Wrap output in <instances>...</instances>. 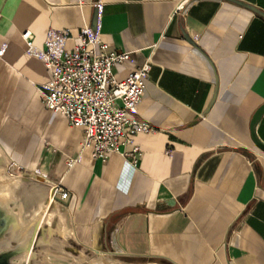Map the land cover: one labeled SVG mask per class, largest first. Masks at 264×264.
I'll use <instances>...</instances> for the list:
<instances>
[{
    "label": "crops",
    "instance_id": "1",
    "mask_svg": "<svg viewBox=\"0 0 264 264\" xmlns=\"http://www.w3.org/2000/svg\"><path fill=\"white\" fill-rule=\"evenodd\" d=\"M85 27L133 53L118 80L152 63L137 118L155 131L134 138L137 167L116 153L93 161L83 130L43 106L49 72L22 33L43 47L51 30ZM0 51V152L49 187L62 181L70 199L52 231L65 245L122 264H264V151L252 139L264 145V114L251 130L264 0H0Z\"/></svg>",
    "mask_w": 264,
    "mask_h": 264
},
{
    "label": "built area",
    "instance_id": "2",
    "mask_svg": "<svg viewBox=\"0 0 264 264\" xmlns=\"http://www.w3.org/2000/svg\"><path fill=\"white\" fill-rule=\"evenodd\" d=\"M92 2L93 0H89ZM98 10L101 4H95ZM26 53L36 57L49 72L42 89L44 108L67 119L73 128L83 130L81 148L91 152L93 161L106 163L114 153L137 167L142 152L134 138L155 129L137 118L138 107L146 96V82L152 63L146 60L123 79L114 69L133 60V53L117 51L105 43L99 31L88 27L74 36L70 31L48 32L43 47L34 43V34L22 33ZM76 40V44H71ZM3 51H0L2 57ZM130 147L129 150H123ZM76 159L68 161L72 167ZM42 179H48L42 175ZM52 202H67L70 193L62 181L50 184Z\"/></svg>",
    "mask_w": 264,
    "mask_h": 264
},
{
    "label": "rangeland",
    "instance_id": "3",
    "mask_svg": "<svg viewBox=\"0 0 264 264\" xmlns=\"http://www.w3.org/2000/svg\"><path fill=\"white\" fill-rule=\"evenodd\" d=\"M9 180L17 182L11 193L5 188V182ZM0 201L7 203V208L16 218L20 217L22 222L36 227L28 264H91L98 258L94 252L65 245L59 236L53 235L57 232L52 230L58 225L60 202L50 200L49 186L40 175L12 162L3 152H0ZM9 234L0 233V238L9 237ZM101 258L109 264H122L123 261L120 257L107 255ZM116 260L119 262L113 263Z\"/></svg>",
    "mask_w": 264,
    "mask_h": 264
},
{
    "label": "bare ground",
    "instance_id": "4",
    "mask_svg": "<svg viewBox=\"0 0 264 264\" xmlns=\"http://www.w3.org/2000/svg\"><path fill=\"white\" fill-rule=\"evenodd\" d=\"M5 188L8 192H13L17 182L9 180L5 182ZM35 226L22 222L20 217L16 218L7 208V203L0 201V233L10 235L9 237L0 238V255L14 251V256L10 259L12 264H28L31 254L30 248L35 235ZM101 254L93 260L91 264H109L103 260Z\"/></svg>",
    "mask_w": 264,
    "mask_h": 264
},
{
    "label": "water",
    "instance_id": "5",
    "mask_svg": "<svg viewBox=\"0 0 264 264\" xmlns=\"http://www.w3.org/2000/svg\"><path fill=\"white\" fill-rule=\"evenodd\" d=\"M251 8V7H249ZM264 114V104L258 108V110L255 112V114L253 115L252 117V120H251V130H252V133L254 132V128L256 126V124L260 121V119L262 118ZM252 139L254 141V143L256 144V146L258 148H260L261 150L264 151V145L261 144L257 139L256 137L254 136V134H252ZM14 256V251H10L8 253H2L0 255V264H12L10 259Z\"/></svg>",
    "mask_w": 264,
    "mask_h": 264
},
{
    "label": "trees",
    "instance_id": "6",
    "mask_svg": "<svg viewBox=\"0 0 264 264\" xmlns=\"http://www.w3.org/2000/svg\"><path fill=\"white\" fill-rule=\"evenodd\" d=\"M144 261V260H143Z\"/></svg>",
    "mask_w": 264,
    "mask_h": 264
}]
</instances>
